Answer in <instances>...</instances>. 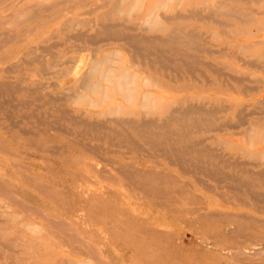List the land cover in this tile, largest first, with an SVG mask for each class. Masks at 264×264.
Wrapping results in <instances>:
<instances>
[{"label":"rangeland","instance_id":"1","mask_svg":"<svg viewBox=\"0 0 264 264\" xmlns=\"http://www.w3.org/2000/svg\"><path fill=\"white\" fill-rule=\"evenodd\" d=\"M131 1L0 0V264H264L210 190L264 212V0H154L150 23L192 33L165 41ZM167 105L188 112L164 125ZM132 108L154 124H121Z\"/></svg>","mask_w":264,"mask_h":264},{"label":"bare ground","instance_id":"2","mask_svg":"<svg viewBox=\"0 0 264 264\" xmlns=\"http://www.w3.org/2000/svg\"><path fill=\"white\" fill-rule=\"evenodd\" d=\"M5 0H1V2H4ZM120 1V0H119ZM138 0H132L131 2H132V4H136V2H137ZM169 1V0H168ZM203 1H205V2H203ZM213 1V2H212ZM212 1H210V0H188L187 2H185L184 3V5L181 7V5H180V3H176V5H178V6H180L181 8H183V7H185V6H187V5H189V6H192V7H194V8H192V11H193V13H190L191 15H193L194 13V15L196 16V13H197V8L196 7H198V5H197V3H205V5L206 6H209V5H213L214 4V2H215V5L216 6H218V5H221V3H223L221 0H218L217 2L215 1V0H212ZM139 2V1H138ZM210 2V3H209ZM163 4H164V2H162ZM156 5H158V3H156L154 0H147L146 2H145V11L142 13H140L138 16H135L134 18L135 19H140V20H143V22L145 23V30H149V29H151V28H153L157 33V35L155 36V35H153L152 36V38L155 36L156 38H159V37H161V38H163V37H165L166 35V37L165 38H163L162 40H164L165 41V39L166 40H168L169 38H172L173 37V35H175V34H182V33H184L185 35L187 34V35H190V34H192V33H190L191 31L190 30H186V29H183L185 26L184 25H182V24H175V25H172L171 24V22L170 21H176V22H179V20H183V19H185V18H187L185 15H182V14H180V13H175V14H171V15H167V14H161L160 15V13H159V15L158 16H160V17H162V19L163 20H165V21H168L167 23H150V21L151 20H156V17L155 16H152V13H153V9L156 7ZM214 5V6H215ZM132 6V5H131ZM130 6V7H131ZM204 8V7H203ZM239 8V7H238ZM130 9V8H129ZM141 9V8H140ZM143 10V9H142ZM203 10V9H202ZM215 10V9H214ZM191 11V12H192ZM208 11H210V8H209V10ZM253 11V10H252ZM250 12V11H249ZM261 12H262V10H261ZM9 14V13H8ZM232 14V13H231ZM6 15V14H5ZM200 15V14H199ZM233 15V14H232ZM188 16V15H187ZM209 16V15H208ZM125 17H127V16H125ZM202 17H204V16H202ZM251 17V16H250ZM133 18V19H134ZM158 18V17H157ZM209 18V17H208ZM251 19V18H250ZM248 20V19H247ZM213 21V20H212ZM223 22V21H222ZM122 23V22H121ZM108 24V23H107ZM107 24H104V28H106V26L108 27V25ZM228 24V23H227ZM122 25V24H121ZM144 25V24H143ZM124 26V25H123ZM102 27V29H104L103 28V25L101 26ZM132 27H130V29H131ZM220 31V30H219ZM6 33V32H5ZM78 33V32H77ZM82 34H83V32H81ZM109 33V32H108ZM194 33V32H193ZM196 33V32H195ZM74 34H76V33H74ZM80 34V33H79ZM177 34V35H178ZM77 35V34H76ZM95 35V34H94ZM70 36V35H69ZM73 36V35H72ZM90 36V35H89ZM109 36V35H108ZM158 36V37H157ZM176 36V35H175ZM193 36V35H192ZM73 37H75V36H73ZM72 37V38H73ZM90 37H93V36H90ZM154 37V38H155ZM176 37H178V36H176ZM176 37H174L175 39H176ZM105 38V37H104ZM103 38V39H104ZM108 38V37H107ZM128 38V37H127ZM142 38H143V36H142ZM174 38H172L173 40H174ZM78 39V38H77ZM76 39V40H77ZM109 39V38H108ZM111 39V38H110ZM145 39H147L146 37H145ZM94 40V39H93ZM106 40V39H105ZM148 40V39H147ZM159 40H161V39H159ZM192 40V39H191ZM97 41V40H96ZM91 42V41H90ZM187 42V41H186ZM91 43H93V42H91ZM96 43V42H95ZM53 44V43H52ZM55 44V43H54ZM53 44V45H54ZM128 44V43H127ZM134 44V43H133ZM129 45V44H128ZM41 48V47H40ZM45 48V47H44ZM195 48H197V47H195ZM243 48V47H242ZM42 49V48H41ZM198 50V49H197ZM47 51V50H46ZM210 51V50H209ZM54 53V52H53ZM111 53H113V52H111ZM138 53V52H137ZM151 53V52H150ZM231 53V52H230ZM232 53H234V52H232ZM106 54V53H105ZM139 54V53H138ZM147 54H149V53H147ZM154 54V53H153ZM229 54V53H228ZM237 54V53H236ZM239 54V53H238ZM40 55V54H39ZM141 55V54H140ZM139 55V56H140ZM230 56H231V54H229ZM37 56V55H36ZM35 56V57H36ZM102 56V55H101ZM104 56H106V55H104ZM142 56V55H141ZM140 56V57H141ZM229 56V57H230ZM236 56V55H235ZM244 56V55H243ZM38 57V56H37ZM146 57H147V55H146ZM236 58H237V56H236ZM240 58V57H239ZM242 58V57H241ZM88 59V58H87ZM86 59V61H88ZM91 59H92V57H91ZM106 59V58H105ZM104 59V60H105ZM133 59V58H132ZM168 59V58H167ZM177 59V58H176ZM238 59V58H237ZM84 60V59H83ZM90 60V59H89ZM108 60V59H107ZM169 60H170V58H169ZM181 60V59H180ZM239 60V59H238ZM53 61V60H52ZM96 61V64L94 65V64H92V63H95L94 61L92 62L91 61V63L90 64H92V68L91 69H93L92 71L94 72V70H97V72L100 74V76H101V78L103 79V80H110L111 79V77L107 74V73H105V72H103V71H101V68L99 69V68H96V67H94V66H98V63H97V60H95ZM240 61V60H239ZM244 61V60H243ZM242 61V62H243ZM31 62V61H30ZM79 63H81L82 62V59L80 60V61H78ZM90 62V61H89ZM88 62V63H89ZM112 62V61H111ZM249 62V61H248ZM253 62V61H252ZM102 63V62H101ZM100 63V64H101ZM141 63V62H140ZM100 64H99V66H100ZM75 65V64H74ZM74 65H73V67H74ZM77 65H80V64H77ZM94 65V66H93ZM150 65V64H149ZM159 65H161L160 63H159ZM207 65H208V63H207ZM206 65V66H207ZM251 65V64H250ZM186 66V65H185ZM80 67H81V65H80ZM165 67V66H164ZM188 67V66H187ZM259 67V66H258ZM78 68V66L76 67V69ZM166 68V67H165ZM80 69V68H79ZM78 69V70H79ZM83 69V68H82ZM81 69V70H82ZM186 69V68H185ZM214 69V68H213ZM80 70V71H81ZM91 71V72H92ZM107 71V70H106ZM215 71V70H214ZM217 71V70H216ZM74 72V71H73ZM85 73H83L84 75L86 74V69H85V71H84ZM91 72L89 73V75L91 74ZM92 72V73H93ZM189 72V71H188ZM75 73H77V71L75 72ZM97 73V74H98ZM190 73V72H189ZM218 73V72H217ZM71 74H73L72 72H71ZM99 74H98V76H99ZM135 73H133V75H134ZM177 74V73H176ZM225 74V73H224ZM76 75V74H75ZM74 75V76H75ZM78 75V74H77ZM219 75V74H218ZM166 76V75H165ZM179 76V75H178ZM119 77V76H118ZM123 77V76H122ZM204 77V76H203ZM235 77V76H234ZM85 78V77H84ZM87 79L89 78V76L88 77H86ZM85 78V80H86V84L85 85H87V87L90 89V90H95L98 86H99V84H98V80H94V79H92V80H90V78H91V75H90V78H89V80H87ZM206 78V77H205ZM231 78H233V77H231ZM237 78V77H236ZM245 78V77H244ZM172 79V78H171ZM224 79V78H223ZM246 79H248V78H246ZM233 80H234V78H233ZM258 81V80H257ZM3 83V82H2ZM2 83H0V84H2ZM7 83V82H6ZM228 84V83H227ZM83 85V84H82ZM127 85V84H126ZM101 86H103V85H101ZM5 87H7V86H5ZM14 87V86H13ZM17 87V86H16ZM105 87V86H104ZM253 87H255V86H252V88ZM22 88V87H21ZM80 88V87H79ZM83 88V87H82ZM245 88V87H244ZM0 89H2V88H0ZM8 89V88H7ZM10 89V88H9ZM23 89H25V88H23ZM33 89V88H32ZM81 89V88H80ZM79 89V90H80ZM243 89V88H242ZM251 88H249V90H250ZM126 90H127V88L125 89V92H126ZM1 91H3V90H1ZM78 93V92H77ZM151 94V92H149V91H146L144 94ZM244 93V92H243ZM2 94V93H1ZM79 94V93H78ZM144 94H142V96L144 95ZM103 95V94H102ZM126 96H127V93L125 94ZM39 96V95H38ZM61 97H63V96H61ZM76 97V96H75ZM75 97H73L74 99H75ZM128 97V96H127ZM34 98H37V97H34ZM39 98V97H38ZM58 98V97H57ZM263 98V97H262ZM60 99V98H59ZM144 99V98H143ZM2 100H3V98H2ZM26 101V100H25ZM29 101V100H28ZM74 101V100H73ZM144 101V100H143ZM147 101V100H146ZM2 102V101H1ZM27 102V101H26ZM90 102H92V100H90ZM258 102H259V100H258ZM260 102H263L262 101V99H261V101ZM72 103V102H71ZM143 103V102H142ZM256 103H257V101H256ZM27 104V103H26ZM35 105V104H34ZM142 105V104H141ZM147 106V105H146ZM188 105H186V107H187ZM195 106V105H194ZM200 106V105H199ZM257 106V105H256ZM26 107V106H25ZM143 107V106H142ZM193 107V106H192ZM192 107H190L189 106V111H193L191 108ZM197 108H199L198 106H197ZM191 109V110H190ZM195 109V108H194ZM243 109V108H242ZM164 110H165V112H163V113H160L159 114V118H161L162 119V124H164V125H166V123L169 121V120H173V119H178V118H180L179 116V114L181 113H184L185 111H187V109L185 110V111H183V110H181L180 108H178V107H176V108H171L170 107V105H167L165 108H164ZM203 110V109H202ZM221 110V109H220ZM241 110V109H240ZM244 110V109H243ZM112 112L113 111V109H106V110H102L100 113H108V112ZM199 111L201 112V110L199 109ZM204 111H205V109H204ZM203 111V112H204ZM206 111H208V110H206ZM62 112H63V110H62ZM128 112H130V113H132V115L133 116H136L135 118L134 117H131V118H126V120L125 119H122V120H124V121H121V124H129V125H131V126H133L132 128H135V127H138V126H141V127H144L145 125L148 127V125L149 124H154V122H152V120L150 119V120H145V119H143V117H142V119L143 120H141V114H143L140 110H137L136 108H132L130 111H128L127 110V113ZM188 112V111H187ZM186 112V113H187ZM196 112H197V109H196ZM242 112V111H241ZM263 112V111H262ZM261 112V113H262ZM9 113V112H8ZM11 113V112H10ZM9 113V114H10ZM61 113V112H60ZM205 113V112H204ZM254 113V112H253ZM145 114V113H144ZM209 114H211V113H209ZM242 114V113H241ZM244 114V113H243ZM251 114V113H250ZM179 115V116H178ZM6 116V115H5ZM178 116V117H177ZM244 116V115H243ZM242 116V117H243ZM61 117V116H60ZM138 117V119H136ZM75 118V117H74ZM108 118H110V117H108ZM204 118V117H203ZM216 118V117H215ZM240 118V117H239ZM260 118H262V117H260ZM106 119V118H105ZM119 118H112V121L113 122H115L116 124H119V122H120V120H118ZM54 121H55V119H53ZM52 120V121H53ZM56 120H58V119H56ZM107 120V119H106ZM79 121V120H78ZM82 121V120H81ZM194 122H195V120H193ZM80 122V121H79ZM94 122V121H93ZM227 122V121H226ZM226 122H225V124H226ZM35 123V122H34ZM58 123V122H57ZM78 123V122H77ZM82 123H85V122H83L82 121ZM95 123V122H94ZM103 122H101V123H99V124H102ZM96 124V123H95ZM99 124H97V125H99ZM120 124V125H121ZM161 124V125H162ZM235 124V123H234ZM16 125V124H15ZM94 125V124H93ZM158 125V124H157ZM226 125H228L229 126V124H226ZM103 126V125H102ZM105 126V125H104ZM182 126V125H181ZM197 126V125H196ZM199 126V125H198ZM197 126V127H198ZM219 126H221V125H219ZM231 126V125H230ZM233 126V125H232ZM51 127V126H50ZM91 127H92V125H91ZM94 127V126H93ZM218 127V126H217ZM54 128H56V127H54ZM53 128V129H54ZM122 128V127H121ZM214 128V127H213ZM124 129V128H123ZM199 129V128H198ZM21 130V129H20ZM87 130V129H86ZM92 130H93V128H92ZM111 130V129H110ZM134 130H137V129H134ZM186 130H188V129H186ZM113 131H114V129H113ZM172 131V130H171ZM116 132V131H115ZM252 132V131H251ZM153 133V132H152ZM165 133V132H164ZM67 134V133H66ZM77 134H78V132H77ZM129 134V133H128ZM71 135V134H70ZM103 136V135H102ZM148 137V136H147ZM247 137V136H246ZM112 138V137H111ZM149 138V137H148ZM206 138H208V137H206ZM129 140V139H128ZM199 140V139H198ZM81 141V140H80ZM169 141V140H168ZM196 141V140H195ZM195 141H192V143H190L192 146L195 144V143H197V141L195 142ZM78 142V141H77ZM135 142V141H134ZM163 142V141H162ZM199 142H201V140H199ZM198 142V143H199ZM248 142V141H247ZM146 143V142H145ZM153 145V144H152ZM55 146V145H54ZM87 146H88V144H87ZM204 146H206L207 147V145H204ZM95 147H97V146H95ZM194 147V146H193ZM206 147H205V149H206ZM88 148V147H87ZM202 148H204V147H202ZM214 148V147H213ZM161 149V148H160ZM88 150V149H87ZM158 150V149H157ZM185 150V149H184ZM196 150V149H195ZM208 150H210V148L208 149ZM215 150V149H214ZM161 151V150H160ZM178 151H180V150H178ZM211 151V150H210ZM166 152V151H165ZM191 152V151H190ZM163 153V152H162ZM166 154H167V152H166ZM213 154V153H212ZM215 154V153H214ZM213 154V155H214ZM174 155V154H173ZM247 155H248V153H247ZM174 157H175V155H174ZM180 158V157H179ZM226 159V158H225ZM227 160V159H226ZM235 160V159H234ZM169 161V160H168ZM178 161V160H177ZM176 161V163H177V165L179 166V164H178V162ZM191 161V160H190ZM201 161V160H200ZM207 161V160H206ZM218 161V160H217ZM220 161V160H219ZM225 161V160H224ZM236 161V160H235ZM202 162V161H201ZM237 162V161H236ZM240 162V161H239ZM238 162V163H239ZM246 162V161H245ZM9 163H11V162H9ZM170 163V162H169ZM172 163V162H171ZM218 163V162H217ZM225 163H227L226 161H225ZM231 163H232V161H231ZM234 163V162H233ZM237 163V164H238ZM243 163H244V160H243ZM208 164V163H207ZM235 164V163H234ZM236 164V165H237ZM16 165V164H15ZM96 165V164H95ZM194 165H196V164H194ZM198 165V164H197ZM227 164H225V166H226ZM239 165V164H238ZM98 166V165H97ZM192 166V165H191ZM199 166V165H198ZM217 166V165H216ZM25 167V166H24ZM122 167V166H121ZM134 167V166H133ZM180 167V166H179ZM201 167V166H200ZM199 167V168H200ZM101 168V167H100ZM180 168H182V167H180ZM198 168V169H199ZM238 168V167H237ZM183 169V168H182ZM207 169V168H206ZM219 169V168H218ZM186 170V169H185ZM192 170V169H191ZM200 170V169H199ZM213 170H215V169H213ZM238 170V169H237ZM243 170V169H242ZM248 170V172H250L249 171V169H247L246 168V171ZM208 171V170H207ZM206 171V172H207ZM262 171V170H261ZM100 172V171H99ZM186 172H187V170H186ZM200 172H202V171H200ZM223 172V171H222ZM263 172V171H262ZM261 172V173H262ZM204 173V172H203ZM212 172H210V174H211ZM255 174H256V171L254 172ZM258 173V172H257ZM260 173V174H261ZM98 174V173H97ZM207 174H209V173H207ZM232 174V173H231ZM259 174V173H258ZM264 174V173H263ZM206 175V174H205ZM213 175V174H212ZM225 175H226V173H225ZM97 176H99V175H97ZM232 176V175H231ZM259 176V175H258ZM261 176H263V175H261ZM28 177V176H27ZM197 177V176H196ZM195 177V178H196ZM210 177V176H209ZM212 178V177H211ZM235 178V177H234ZM127 179V178H126ZM224 179V178H223ZM238 179V178H237ZM263 179V178H262ZM128 180V179H127ZM234 180V179H233ZM235 180H236V178H235ZM197 181V180H196ZM218 182V181H217ZM244 182V181H243ZM242 183V182H241ZM243 184V183H242ZM254 184V183H253ZM186 185V184H185ZM246 186V185H245ZM202 187H204V188H208L209 187V185H207L206 187L205 186H202ZM236 187V186H235ZM210 188V187H209ZM247 189V188H246ZM210 190H212L211 192H213V194L214 195H217L216 197L217 198H219V200H226V201H228L231 205H230V207L231 206H233V207H231V209H229L230 210V214L231 215H234L235 216V218H237V219H241L240 221H239V223L237 224L239 227H241L242 229H246V230H249V231H247V233H243V235H242V237H243V242H246L247 240L248 241H250L253 245H262L263 243H264V230H262V229H259V228H254V224H256V223H259V224H261L262 225V222H264V212H263V210H262V207H261V204H259L257 201H259L258 199H256L257 198V196H256V194H254V193H252L251 191V193L249 192V193H247V191L248 190H245V191H243L242 192V194H236V196H237V199H238V202L237 203H235V202H233V201H231L230 200V198H232L231 196L229 197V195H226V194H224V192H218V191H216L215 189H210ZM4 191V190H3ZM8 192H6V194H7ZM261 193V192H260ZM1 194H2V192H1ZM259 194V193H258ZM4 195H5V193H4ZM8 195V194H7ZM12 196V195H11ZM11 196H9L10 198H11ZM247 196H250V198H249V200H247ZM14 198V197H13ZM227 198V199H226ZM12 199V198H11ZM16 200V199H15ZM18 200V199H17ZM12 201V200H11ZM13 201H14V199H13ZM262 201V200H261ZM16 203H17V201H15ZM14 202V203H15ZM260 202V201H259ZM19 206V205H18ZM22 207H23V205H22ZM21 207V208H22ZM24 207H25V205H24ZM201 209L202 208H204V207H200ZM206 208V207H205ZM204 208V209H205ZM34 209V208H33ZM32 209V210H33ZM206 210V209H205ZM228 210V211H229ZM34 212V211H33ZM37 214V213H36ZM39 214V213H38ZM216 214V213H215ZM41 215V214H40ZM41 217V216H40ZM43 217V216H42ZM44 219V218H43ZM47 219V218H46ZM47 220H49V219H47ZM62 221V220H61ZM51 222V221H50ZM56 223V222H55ZM63 223V222H62ZM66 223V222H65ZM50 224V223H49ZM19 225V224H18ZM61 225V224H60ZM65 225V224H64ZM62 226V225H61ZM60 226V227H61ZM62 228V227H61ZM254 228V229H253ZM61 230V229H60ZM68 230V229H67ZM71 230V229H70ZM62 232V231H61ZM63 233H66V232H63ZM73 233V232H72ZM19 234H21V233H19ZM67 235V234H66ZM71 235V234H70ZM18 236H20V235H18ZM68 237V236H67ZM70 237V236H69ZM73 238V237H72ZM71 238V239H72ZM242 242V243H243ZM9 243H10V241H9ZM80 243V242H79ZM84 247V246H83ZM86 247V246H85ZM84 247V248H85ZM256 248V247H255ZM226 249V248H225ZM240 249H242V252H246V251H243V245H241V246H232V247H229L228 248V250L230 251V252H237L238 250H240ZM86 250H88V249H86ZM91 250V249H90ZM90 250H89V252H90ZM91 252H93V251H91ZM241 252V253H242ZM246 253H248V252H246ZM254 253V252H253ZM231 255V254H230ZM260 255H261V253H260ZM90 257H91V254H90ZM96 257V256H95ZM264 257V256H263ZM92 258V257H91ZM94 258V257H93ZM247 260V259H246ZM85 264V263H84ZM101 264H103V263H101ZM105 264V263H104Z\"/></svg>","mask_w":264,"mask_h":264}]
</instances>
